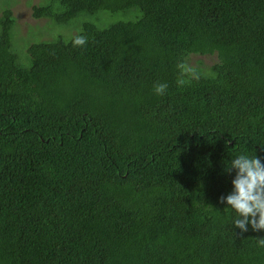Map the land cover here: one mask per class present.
Segmentation results:
<instances>
[{
  "label": "trees",
  "instance_id": "1",
  "mask_svg": "<svg viewBox=\"0 0 264 264\" xmlns=\"http://www.w3.org/2000/svg\"><path fill=\"white\" fill-rule=\"evenodd\" d=\"M15 2L0 264H264V231L219 202L231 159L264 161V0H44L24 39Z\"/></svg>",
  "mask_w": 264,
  "mask_h": 264
},
{
  "label": "clouds",
  "instance_id": "2",
  "mask_svg": "<svg viewBox=\"0 0 264 264\" xmlns=\"http://www.w3.org/2000/svg\"><path fill=\"white\" fill-rule=\"evenodd\" d=\"M86 43L87 37L83 35L73 40L75 46H84ZM181 68L182 71H191ZM167 87L166 83H159L155 86V93L163 95ZM225 169L229 173L235 170V176L231 180V191L222 195L219 202L226 204L225 208L236 214L233 226L241 232H247L249 227L254 231H264V161L257 155L250 157L240 154L231 159ZM258 243L264 246V238Z\"/></svg>",
  "mask_w": 264,
  "mask_h": 264
},
{
  "label": "rangeland",
  "instance_id": "3",
  "mask_svg": "<svg viewBox=\"0 0 264 264\" xmlns=\"http://www.w3.org/2000/svg\"><path fill=\"white\" fill-rule=\"evenodd\" d=\"M5 1V0H0ZM15 3H12L10 5V8L13 11V15L16 19V25H17V31L20 36V39H24V36L27 32H29V26H32L34 24V21L31 19V8L34 5L39 4L40 2L44 0H15ZM49 39V36H43L38 38V40H45ZM25 44V40L20 42V44L17 46V42L15 44V47L18 49H21L23 53L25 52L27 46L23 45ZM204 60V62L209 65L214 62V58H206V57H200Z\"/></svg>",
  "mask_w": 264,
  "mask_h": 264
}]
</instances>
